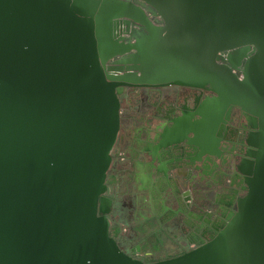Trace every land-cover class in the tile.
<instances>
[{
	"label": "water",
	"instance_id": "95a60500",
	"mask_svg": "<svg viewBox=\"0 0 264 264\" xmlns=\"http://www.w3.org/2000/svg\"><path fill=\"white\" fill-rule=\"evenodd\" d=\"M207 71L216 95L160 142L212 138L228 105L246 113L245 193L222 244L264 264V0H0V264H144L105 217L119 94Z\"/></svg>",
	"mask_w": 264,
	"mask_h": 264
},
{
	"label": "flooded vegetation",
	"instance_id": "af4514ba",
	"mask_svg": "<svg viewBox=\"0 0 264 264\" xmlns=\"http://www.w3.org/2000/svg\"><path fill=\"white\" fill-rule=\"evenodd\" d=\"M227 52H218L214 62L223 63ZM208 73L193 85H139L119 94L105 217L118 247L144 264H240L225 250L222 232L245 193L239 167L250 159L246 138L254 130L246 113L228 105L212 138L203 134L197 142H160L175 119L194 110V101L198 107L216 95Z\"/></svg>",
	"mask_w": 264,
	"mask_h": 264
},
{
	"label": "built area",
	"instance_id": "2783aa9c",
	"mask_svg": "<svg viewBox=\"0 0 264 264\" xmlns=\"http://www.w3.org/2000/svg\"><path fill=\"white\" fill-rule=\"evenodd\" d=\"M125 26V19L124 18H118L117 20V29L115 30V35L116 36H127L126 33L122 32V29ZM133 26L130 24V27Z\"/></svg>",
	"mask_w": 264,
	"mask_h": 264
}]
</instances>
